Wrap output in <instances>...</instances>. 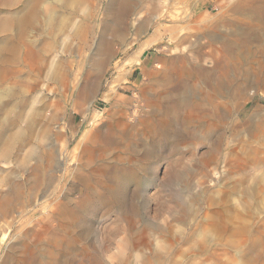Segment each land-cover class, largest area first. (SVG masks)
I'll use <instances>...</instances> for the list:
<instances>
[{"label":"rangeland","instance_id":"1","mask_svg":"<svg viewBox=\"0 0 264 264\" xmlns=\"http://www.w3.org/2000/svg\"><path fill=\"white\" fill-rule=\"evenodd\" d=\"M51 1L46 0L43 4ZM77 1L70 24L54 37L42 31L40 21L19 37H16V29L0 30V44L5 37H11L17 51L13 63L7 54H4L7 59L0 61V132H3L0 153L6 149L4 132L19 129L21 139L26 140L18 151V145L14 147L15 155L9 161L0 159V193L7 190L5 179L11 177L21 184L26 204L17 206L13 217L6 218L10 226L2 231L6 235L0 241V258L19 239L21 229L30 227L32 219L47 212L43 206L52 203L64 186L67 191L72 189L70 194L65 191L64 197L70 195L78 201L80 183L77 179L87 176V183H94L97 174L93 165L100 163L92 162L91 157L84 154L83 147L96 130L103 131L105 123L117 117L114 107L125 113L126 121L133 117L134 109H150L142 105L140 88L149 83V78L141 71V64L151 67L158 65V61L152 60L155 56L167 58L178 53L186 54L194 44L188 40L194 36H198L195 40L198 43L193 47L195 51L205 53L211 46L218 48L221 40L217 36L232 32L226 19L243 20V15L248 12V5L240 0H234L243 6L240 13L232 9L233 0H163L171 4L172 16H184L182 21L155 20L148 31L139 36L128 31L123 40L108 33L109 44L99 51L101 21L109 0ZM246 1L253 6L261 4V0ZM43 4L38 5L39 15L44 11ZM20 5L21 0L13 1L8 7L0 3V18L20 10ZM66 13L65 9H59V17L66 16ZM257 21L260 20H253L256 31H252L260 34L261 39H246L251 40L248 42L255 57L264 62V54H261L264 50V24ZM160 24L176 30V36L188 33L187 41L175 49L168 34L161 29L155 43L153 33ZM180 29L182 31L177 32ZM229 38L235 37L230 34ZM142 51L143 60L138 63ZM92 58L103 59L99 68L89 67L87 61ZM44 61L46 67L42 68ZM195 61L208 67L214 64L211 57L206 60L196 58ZM59 62L64 64L62 72L65 68L69 71L68 81L72 77L78 78L75 83H69L68 88L52 79L54 65ZM92 72L98 74L95 89L91 90L86 101L74 106L72 91H78L87 74ZM216 74H219L218 69ZM246 92L248 101L238 92L230 96L232 115L228 124L219 123L208 140L202 142L195 137H184V143L176 152L166 149L167 153H184L183 160L192 170L197 158L210 151V144L220 134L217 165H210L212 168L209 166L202 173L200 168L197 173H189L186 183V179L170 176L166 159L152 164L153 178L144 184L142 196L136 199L138 215L133 217L130 226L113 205L108 206L106 213L101 211L100 214H96L100 204L88 205L87 216L83 218L91 224L85 237L87 264H264V165L257 169L242 166L247 175L240 183L239 170L233 163L237 160L236 154L241 157V153H264V87H249ZM225 100L227 97L217 99ZM251 113L250 124H244V115ZM16 118H19L16 125L8 124L7 121ZM31 121L34 125L29 132L25 127ZM159 150L164 151L163 145ZM18 162H22L21 165ZM37 183L40 186L32 188ZM28 196H33V200L28 201ZM232 208L238 216L246 219L244 223L248 225V231L245 237L229 235V231L214 234L210 230L215 218L228 220ZM242 224L239 219V225ZM93 255L101 259L100 263L93 260Z\"/></svg>","mask_w":264,"mask_h":264},{"label":"bare ground","instance_id":"2","mask_svg":"<svg viewBox=\"0 0 264 264\" xmlns=\"http://www.w3.org/2000/svg\"><path fill=\"white\" fill-rule=\"evenodd\" d=\"M13 1L15 0H0V3L8 7ZM44 1L46 0H21L20 10L15 13L9 12L8 15L0 18V30L16 29L18 30L16 37H19L26 33L31 26L37 25L39 21L43 26L42 31L53 37L66 30L70 24V17L76 12L78 1L53 0L50 4H43ZM240 1L248 5V12L243 15V20L232 17L226 19L227 24L232 27V32L224 35L217 34V38L221 40L218 48L211 46L205 53L195 51L193 47L198 43L195 41L198 40V36H194L188 40L191 44L194 41V44L186 54L178 53L167 58L155 56L152 60L158 61V65L151 67L149 64L147 66L144 63L141 64V71L143 74L147 73L149 78V83L140 88L143 97L142 105L150 109L142 108L140 111L134 109L133 117L129 121L135 122L131 123L125 120L123 111L114 107V115L117 117L107 121L103 131L102 129L96 130V134L83 147L84 154H88L92 162L99 161L100 163L93 165V171L97 174L94 183H87V176L77 179L80 183L76 181L80 185L78 201H74L70 195L68 198L64 197L65 191H67V186H64L60 193L54 197L52 203L43 206L44 209L47 208L46 213L42 212V216L32 219L30 227L23 229L21 226V228L19 227L22 230L19 239L8 247L0 258V264H87L85 237L91 230V224H88L83 218L87 216L89 204L101 205L96 208V214H100L101 211L106 213L108 206L113 205L116 212L130 226L131 223L133 224V217L138 215L136 199L140 195L142 196L141 190L144 184L153 178L152 164L166 159L165 164L170 176L183 181L189 173H197L198 168L202 169L200 170L202 173L210 165H217L219 160L216 159V156L220 154L221 146L220 134L210 144V151L197 158L195 169L192 170L183 160L184 153H167L166 149L176 152L178 147L184 143V137H195L202 142L208 140L214 129L218 128L219 123L228 124V119L232 115L229 107L230 96L238 92L248 101L246 90L249 87H264V62L255 57L256 54L251 51L252 48L248 42L261 39V35L254 32L256 25L253 20L258 19L260 21L257 22L264 24V0H261L259 6H253L246 0ZM41 3L44 6V11L39 15L38 5ZM170 6V3L163 0H109L104 7V18L101 21L99 51L109 44L106 38L108 33H113L114 37L123 40L128 31L138 36L144 31H148L155 20L163 22L168 18L171 22L182 21L184 16L171 15ZM231 6L234 11H243V6L234 0ZM59 9H65L66 16L59 17ZM161 29L163 33L168 34L169 40L173 43L172 47L175 49L188 39V33L176 36V30L173 31L160 24L153 33V41L158 39L156 36ZM181 31L182 29L177 32ZM230 34L235 38H229ZM237 36L240 38L236 39ZM247 37L251 40H247ZM5 38L0 44V61L6 60L7 57H4V54H7L13 63L17 59L16 47L11 37ZM263 52L264 50L261 51V54H264ZM209 57L214 59V64L210 67L195 61L196 58L206 60ZM140 59L142 60V57ZM102 63L103 59L92 58L87 61L89 67L96 69ZM54 66L52 79L57 83H62L68 88L69 83H75L78 80L76 77H72L71 81L67 80L69 71L65 68L62 72L64 64L59 62ZM44 67H46L45 61L42 68ZM217 69L219 74H216ZM90 74H87L81 87L77 89L78 91L75 93L74 90L72 91V95L75 96L74 106L86 101L91 90L95 89L98 74L94 75L93 72ZM196 81L198 82L196 83ZM146 89L148 92L145 93ZM219 97L224 99L227 97L228 101H217ZM251 115L253 113L244 115V124H250ZM7 122L13 126L19 122V118ZM33 125L34 122L31 121L26 124L25 129L30 132L33 130ZM2 133L0 132V138ZM4 137L6 149L0 153V159L9 161V158L15 155L14 147L18 145L16 150L18 151L26 143V140L21 139L22 132L19 129L4 132ZM161 145L164 147L163 152L159 150ZM230 154L235 155V153ZM241 154V157L236 154L237 160L233 162L239 170L240 183L247 175V170H244L242 166L249 165V168L257 169L264 165V153ZM175 155L179 156L175 157ZM49 158L55 159L52 155H49ZM21 163L18 162L19 165ZM85 165L87 168V164ZM5 180L8 182V188L0 193V232L10 226L6 218L11 215L13 217L17 206L26 205L23 202L25 196L21 184L11 177ZM130 184H132L131 187H129ZM39 186L40 183H37L32 188ZM71 192L72 189L69 188L67 194ZM194 197L197 198L198 195L195 194ZM30 200H33V196H28V201ZM238 215V212L232 208L231 216L226 221L221 217L215 218L214 216L216 221L210 230L214 234L218 231H229V235L245 237L248 225L244 223L246 219ZM238 218L241 220V224L243 222L242 225H239ZM229 221L230 225H228ZM72 230H75L74 234ZM2 233L0 234L2 235ZM5 235H2L0 241L5 239ZM77 256L80 258L77 259ZM92 258L95 262L100 263L101 261L96 255L95 257L93 255Z\"/></svg>","mask_w":264,"mask_h":264},{"label":"crops","instance_id":"3","mask_svg":"<svg viewBox=\"0 0 264 264\" xmlns=\"http://www.w3.org/2000/svg\"><path fill=\"white\" fill-rule=\"evenodd\" d=\"M143 52H144V51L140 52V53H141V54H139V57H140V58L142 57V53H143ZM140 58H139V60H138V63L141 62V61L143 60V59L141 60ZM136 63H137V62H136ZM138 63H137V64H138Z\"/></svg>","mask_w":264,"mask_h":264}]
</instances>
